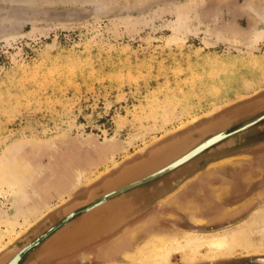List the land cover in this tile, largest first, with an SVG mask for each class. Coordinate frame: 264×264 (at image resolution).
<instances>
[{
    "label": "rangeland",
    "instance_id": "374dc122",
    "mask_svg": "<svg viewBox=\"0 0 264 264\" xmlns=\"http://www.w3.org/2000/svg\"><path fill=\"white\" fill-rule=\"evenodd\" d=\"M62 7L68 19H83L28 18ZM263 26L264 0H0V258L35 240L19 264H60L80 253L103 235L37 261L57 229L76 225L102 198L67 223L63 211L123 166L264 96V38L255 41ZM201 156L197 162L208 157ZM253 206L238 224L223 221L215 231L231 237L226 253L181 250L164 264L264 256V200ZM147 219L124 234L134 243L112 264H150L199 234L167 228L163 216Z\"/></svg>",
    "mask_w": 264,
    "mask_h": 264
},
{
    "label": "flooded vegetation",
    "instance_id": "af4514ba",
    "mask_svg": "<svg viewBox=\"0 0 264 264\" xmlns=\"http://www.w3.org/2000/svg\"><path fill=\"white\" fill-rule=\"evenodd\" d=\"M259 98L264 99V96ZM254 103H250V101L243 103L215 119L224 117L231 124L230 129L225 132V137L221 141L212 144L205 151L179 166L162 173L159 177L121 191L118 196L122 194L126 198L132 199L135 206V209L127 216V222L115 230L112 235L103 236L96 243L81 250L80 253L62 259L63 262L60 264H106L102 249H108L109 243L114 238L133 229L138 222H141L152 213L158 215L157 202L169 191L171 192L173 188H176L178 184L188 181L194 176H204L210 170H214L212 172L215 175L207 182L211 187H218L222 184L228 185L229 195L218 203V206L223 210H217V213L214 214L204 212L202 215H206V218L199 221H191L180 215L177 219H164L163 224L167 228H177L183 233L201 234L203 232H215L223 221L228 222V225L231 226L238 220H242L240 219L242 214L251 210L254 207L253 204L261 200L259 194L264 193V186L257 189L260 184L264 183V112L252 107ZM246 118L252 119L239 125V122ZM220 144H223V147L218 150L216 147ZM203 154L208 157L197 162ZM222 162L224 164L232 162L234 165L224 168V170L211 166ZM218 175L223 176L226 180L221 179L222 177L219 178ZM146 194H149V197H146ZM253 197L255 201L249 202ZM224 209L230 211L225 214ZM220 212L221 214L224 213L225 216L220 215ZM138 234H140V237L138 236L137 239L142 240L141 236L143 234L141 235V232ZM80 254L82 256L86 254L84 255L85 258H77Z\"/></svg>",
    "mask_w": 264,
    "mask_h": 264
},
{
    "label": "water",
    "instance_id": "95a60500",
    "mask_svg": "<svg viewBox=\"0 0 264 264\" xmlns=\"http://www.w3.org/2000/svg\"><path fill=\"white\" fill-rule=\"evenodd\" d=\"M69 8H75V7H69ZM66 9L67 7H62V8H52V9H44V10H39V11H30L29 13V20H44V21H51V22H58V23H71V22H79L83 19V15L78 17L77 15L73 16H68L71 17V19H68L66 17ZM77 9V8H75ZM79 11V10H77ZM82 11V10H80ZM76 12V11H75ZM260 112L264 111V109H259ZM222 119V118H221ZM210 123V122H209ZM206 125V124H205ZM230 121L225 122L222 126L216 127L215 129V134L218 133H224L226 130L230 127ZM213 130V129H212ZM208 133V132H207ZM204 129V125L201 126L200 128H197L193 131H189L188 133L175 137L167 142L161 143L152 149H150L147 153L146 156L142 157L139 160H136L130 164H127L123 166L117 174L114 176L107 178L104 180L100 186L95 188L89 196L88 199L84 202H76L72 204L71 206L74 205V208L72 210L71 216H67L64 221L67 223L70 218L74 216V211L78 208L84 207L90 203H93L95 200L102 198V201L97 202L93 205V207L86 209V212L88 214L83 217V219L78 222L77 224H83L86 220L90 218H96V215L94 213L100 212L102 219H105L106 221L111 220L109 216L104 217L103 214H109V207H112V204L115 202L118 203H127L128 205H132L130 199H125L124 196L121 194L119 196L111 197L117 194L119 191L122 189H125L127 187L133 186L137 183H140L146 179H149L157 174H160L162 172H165L171 168L179 166L181 163L189 160L190 158L194 157L195 155L199 154L202 152L204 149L207 147L211 146L212 144L222 140V138H217L213 142H207L203 143L204 141H208V138L205 140V137L207 135ZM219 135V134H218ZM213 137V136H211ZM201 140H203L201 142ZM204 146H203V145ZM173 145V146H172ZM181 146L178 149L174 150L177 146ZM173 148L172 150L174 151L171 155L170 158L167 157L166 155L163 154L164 151H166L169 147ZM169 153V152H168ZM162 156H161V155ZM177 159V161H175ZM154 162L150 167L146 166V169L144 171H139L141 167H144L145 165H148V163ZM104 186H108L109 188L107 190H102ZM69 208V207H68ZM99 210V211H98ZM128 212H122L120 218L117 220V222H110L105 228H103L101 231H98L97 234H94L90 238L84 240L81 243H75L68 245L66 247H63L57 251H50L51 248L48 247L45 249L44 253L40 255L37 259V261H44L46 259L52 258L55 255H60V254H70L71 252H74L75 250L80 249L81 247H84L88 245L89 243L95 241L97 238H99L100 235H109L112 234L116 228L121 226L123 223L126 222L125 215ZM104 214V215H105ZM107 214V215H108ZM111 214V213H110ZM90 217V218H89ZM98 219V218H96ZM71 225L70 223L65 224L64 226L60 227L55 231L53 234V237L57 235V232L66 226ZM53 240V238H52ZM55 239L51 242L54 243ZM39 240H35L34 242L31 243H26L22 245L21 247L17 248H6L4 251L9 252L12 251L13 254L15 253L18 256L17 263H19L22 259V256L29 250L31 247L38 245ZM50 248V249H49ZM15 249V250H13ZM11 252V253H12ZM11 253L8 255L10 256ZM245 264H264V256H254V257H249L244 260Z\"/></svg>",
    "mask_w": 264,
    "mask_h": 264
},
{
    "label": "bare ground",
    "instance_id": "6f19581e",
    "mask_svg": "<svg viewBox=\"0 0 264 264\" xmlns=\"http://www.w3.org/2000/svg\"><path fill=\"white\" fill-rule=\"evenodd\" d=\"M262 38H264V26L262 29H260L256 33L255 41L257 42ZM252 107L256 108L257 110H259V109L263 110L264 109V100H262V101L258 100L257 102H255L253 104ZM221 118H219L217 120L210 121V123H207L206 125H204L205 132L206 133L208 132L207 135L204 136L205 140L208 138V141H206V142L204 141L203 142L204 144L207 142H213L217 138H219V137L222 138L225 136V132L224 133H218L219 135L218 134L213 135L215 133L216 127L222 126L225 122L229 121L227 118H224V117H221ZM211 136H213V137H211ZM202 141L203 140H201V142ZM103 147H105V146H103ZM179 147H181V146L178 145L174 150L178 149ZM172 149L173 148H171V146H170L166 151L163 152V154L166 155V159H167V157L168 158L171 157L172 153L174 152ZM175 161H177V159ZM152 164H154V162H150V163H148V165L141 167L139 169V171H144L146 169V166L150 167ZM220 165H222V164L215 163L211 166L213 168L214 167L217 168V166H220ZM213 168H209V169H213ZM58 187L59 186L55 187L54 189H56ZM108 188H109L108 186L107 187L104 186L102 188V190H107ZM134 207L131 204L128 205L125 202L113 203L112 207L108 208L110 213H111V214L109 213V217H111L110 218L111 220H109V221L110 222L111 221L117 222V220L120 218L122 212L132 211V209ZM73 208H74V205L70 206L69 208H66L63 211V215L65 216V219H67L66 218L67 216L68 217L71 216ZM248 220H249V218H248ZM109 221H106L105 219H100V216H99L98 219L90 218V219L86 220L83 224L80 223V224H76V225L66 226L65 228L59 230L57 232V235L55 237H53V240L55 239V242L51 243V245L49 246L51 248L50 251H52V250L57 251V250H59L63 247H66L68 245L83 242L84 240L90 238L94 234H97L98 231H101L103 228H105V226L110 224ZM51 226L53 227V225H51ZM252 238H253V236L250 237L249 241L254 244V242L251 241ZM230 240H231V237L228 234L223 233V232L222 233L221 232H212V233H208V234H204V235H200V233H199L194 237H190L189 239H187L183 243L177 242L174 246L166 249L165 251L153 255L149 259V262H150V264H164L169 260V258L171 256V252H177V251H181V250H190L192 252H200L202 250H207V251L212 252L214 254L219 253V252L226 253L227 248H228L229 243H230ZM164 247H165V245H164ZM114 249L111 248L110 252L113 251ZM154 252H153V254H154ZM8 254H6L5 257L0 258V264H19V263H17L18 256L15 253L13 254V252H12L10 256ZM212 256H213V254H212Z\"/></svg>",
    "mask_w": 264,
    "mask_h": 264
},
{
    "label": "crops",
    "instance_id": "0c3cea01",
    "mask_svg": "<svg viewBox=\"0 0 264 264\" xmlns=\"http://www.w3.org/2000/svg\"><path fill=\"white\" fill-rule=\"evenodd\" d=\"M259 100L262 101L264 99H259ZM232 165H234V163L226 162V164L223 163L222 165L217 166V169L219 168V170L220 169L224 170V168L232 167ZM212 171L214 170H210L204 176H197V177L194 176L190 180L178 184L176 188H173L171 192L169 191V193H167L162 199H160L157 202L158 204L157 210L159 211L158 215H156L157 213L154 214L152 213L151 215L147 216L145 219L148 218L147 220L149 219L155 220L157 218L159 219L162 216L163 218L177 219L178 217H180V215H183L191 221H199L202 220L203 218H206V215L204 214L202 215V213L204 212L214 214L217 213V210L219 211L223 210L218 206V203L221 202V200L225 196H228L230 192L227 190L228 185L226 184L224 185L222 184L221 186L218 187H211V185L207 183L209 180L215 177ZM218 177L219 178L222 177L221 179H223L224 181L226 180V178H223V176L218 175ZM204 183L206 186L203 185ZM259 195H260L259 197L261 198L260 201L264 200V193L262 192ZM124 198L129 199L126 198L125 196ZM130 201L131 203H133L132 199H130ZM253 201H255L254 197L249 202H253ZM224 210H225L224 211L225 214L228 213V211H230L229 209H224ZM224 213L221 214L220 212L219 214L224 215ZM104 214H103L104 217L109 216L108 213H107L108 215L107 214L104 215ZM125 218L127 220L126 215ZM242 224L243 222L239 225ZM135 230L136 229L133 228L131 230L126 231L125 234ZM126 235L124 236L119 235L117 238L113 239L109 243L108 249L105 248L102 249L104 251L103 258L107 262L106 264L108 263L112 264L114 257H118V258L123 257L124 251L122 250H127V248L130 246L129 244H132L133 240ZM115 246L120 250L116 252L115 250L110 252V249L111 248L113 249V247Z\"/></svg>",
    "mask_w": 264,
    "mask_h": 264
}]
</instances>
